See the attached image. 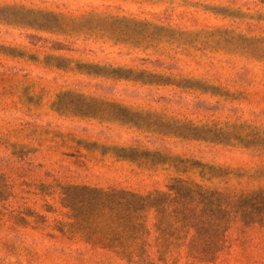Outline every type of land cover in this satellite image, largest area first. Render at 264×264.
<instances>
[{"label":"rangeland","instance_id":"1","mask_svg":"<svg viewBox=\"0 0 264 264\" xmlns=\"http://www.w3.org/2000/svg\"><path fill=\"white\" fill-rule=\"evenodd\" d=\"M0 264H264V0H0Z\"/></svg>","mask_w":264,"mask_h":264}]
</instances>
